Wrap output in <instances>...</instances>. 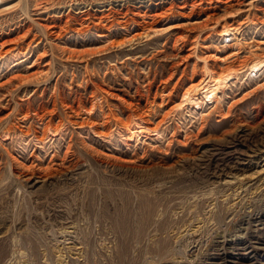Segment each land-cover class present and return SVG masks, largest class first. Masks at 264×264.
I'll return each instance as SVG.
<instances>
[{"label":"rangeland","instance_id":"obj_1","mask_svg":"<svg viewBox=\"0 0 264 264\" xmlns=\"http://www.w3.org/2000/svg\"><path fill=\"white\" fill-rule=\"evenodd\" d=\"M116 262L264 264V0H0V264Z\"/></svg>","mask_w":264,"mask_h":264},{"label":"bare ground","instance_id":"obj_2","mask_svg":"<svg viewBox=\"0 0 264 264\" xmlns=\"http://www.w3.org/2000/svg\"><path fill=\"white\" fill-rule=\"evenodd\" d=\"M203 86H200L199 88H197L196 90H192V92H195L194 95H198L200 93V90ZM195 88V87H194ZM137 262H116V264H135Z\"/></svg>","mask_w":264,"mask_h":264}]
</instances>
